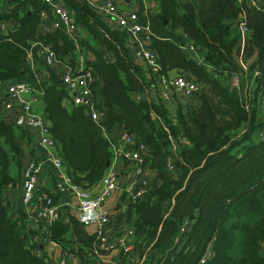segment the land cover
Returning a JSON list of instances; mask_svg holds the SVG:
<instances>
[{"label":"trees","instance_id":"1","mask_svg":"<svg viewBox=\"0 0 264 264\" xmlns=\"http://www.w3.org/2000/svg\"><path fill=\"white\" fill-rule=\"evenodd\" d=\"M60 1L87 35L79 37L78 45L60 29L36 36L47 11L41 0H0V25L13 26L6 33L0 30V84L24 81L42 93L58 155L76 187L95 188L110 168L114 155L105 134L114 140L129 132L139 143L135 148H146L144 171L156 176H146L147 192L137 200L123 195L111 217L134 229L132 250L119 259L129 264L137 259L143 264H264V140L259 133L264 130V0L260 8L239 0H115L118 6L137 5L159 72L138 65L128 31L107 15L85 0ZM145 1L158 9L153 4L155 11L148 12ZM242 13L251 31L243 47L240 33L230 27ZM183 34L202 48L204 63L184 52ZM34 39L74 64L81 47L93 56L86 68L94 78L97 107L105 112L102 125L83 107H67L63 79L53 69L45 82L38 81L28 66ZM104 52L115 60L108 61ZM241 52L250 72L260 74L250 90L244 84L230 90V79L242 70ZM173 70L203 86L187 112L180 105L174 114L153 95L161 76ZM17 132L18 126L0 116V264H50L46 254L39 257L28 244L25 207L10 213L3 206L4 190L17 183L11 168L21 164ZM39 194L61 201L52 192ZM61 212L44 236L76 255L77 264H104L107 252L97 236L88 233L67 204Z\"/></svg>","mask_w":264,"mask_h":264},{"label":"built area","instance_id":"2","mask_svg":"<svg viewBox=\"0 0 264 264\" xmlns=\"http://www.w3.org/2000/svg\"><path fill=\"white\" fill-rule=\"evenodd\" d=\"M47 5V10L52 12L54 16L53 26L56 29L65 31L70 39L78 45L79 37L81 36V29L77 25L74 14L71 10L63 4L60 0H41ZM99 13L107 15L113 24L125 28L130 36L131 42L135 45L133 49V56L135 59H141L145 62L148 69L153 71H160V63L157 55L149 47L143 43L141 36L144 31L150 40V33L148 28L142 25L139 21L138 13L135 11H127V5H121L125 10H121L115 0H85ZM247 1L253 7L260 8L261 0H239V2ZM129 5V4H128ZM146 10L150 13L154 12L151 5L144 2ZM46 11L42 12V15ZM246 14L242 13L235 22L230 24L231 30L237 31L241 35V47L246 43L247 38L251 34L246 22ZM4 27V25L2 26ZM183 42L181 47L184 52L196 57L199 63H204L203 52L200 46L195 45L194 41L190 40L186 34H183ZM36 46H40L37 51L39 55H45L48 58V63L52 64L60 61L51 45H46L41 41L36 42ZM242 52L237 56L238 63L242 70L235 73L228 84L230 90H240L244 88L250 90L255 84L256 77L260 74L258 69L250 72L247 61L243 60ZM63 83L68 93V100L74 105L83 107L91 118L102 125L105 112L97 107L94 93L92 89V82L94 81L92 72L84 66L70 69L63 74ZM162 86V93L160 98L165 102L171 99L170 91L175 89L182 93L187 99H192L195 95L202 91V84L196 79H187L184 74L171 77L169 75H162L160 78ZM1 85V84H0ZM10 96L17 100L21 108L13 115L14 124L24 128H35L38 130V147L44 152L46 163H48L56 171V193L63 197L65 195L74 196L77 200L76 217L85 226H95V235L101 242V248L105 251L114 249H121L126 254L131 251L132 246L130 241L134 235V229L130 226L126 233L117 239L109 240L106 233V226L112 222V214L104 208V204L111 197L121 194L126 195L129 201H135L142 197L149 185V180L145 175L143 163L145 160L144 152L146 148L140 144L138 145L135 137L129 132H124L118 138L112 140L107 137L112 144L113 159H127L132 162V175L136 177V183H128L124 185L121 182L120 174L115 169V160H113L110 168L106 172L102 181L98 186L91 190H85L76 187L72 184L70 178L66 173V167L63 159L58 155L57 144L51 134L49 123L46 119L37 113L35 104L41 100L42 93L35 90L28 83L21 81L8 85ZM139 99V97H136ZM0 103L6 108L10 109V103L6 102L0 97ZM2 116V115H1ZM261 140H264V131L260 134ZM117 163V162H116ZM169 168L172 170V161L169 160ZM43 171V164L40 161H31L28 164L27 171L23 179L22 188V203L29 214L28 231L30 237L29 246H35V253L39 257L45 254L44 248L47 243H51L56 247L59 245L50 241L44 235L48 234L49 228L60 219L61 207L63 204L55 203L51 196L45 194L42 198V205L33 212L35 206V194L41 183ZM69 203H67L68 205ZM262 254L264 255V245L262 246ZM63 259L58 264H73L77 259L76 255L64 253L62 249ZM48 261V259H47ZM143 260H136L135 263L143 264ZM104 264H129L127 261L120 259L106 260Z\"/></svg>","mask_w":264,"mask_h":264},{"label":"crops","instance_id":"3","mask_svg":"<svg viewBox=\"0 0 264 264\" xmlns=\"http://www.w3.org/2000/svg\"><path fill=\"white\" fill-rule=\"evenodd\" d=\"M102 1V0H98ZM147 4L150 5L149 1H145ZM120 3V2H119ZM64 4V3H63ZM154 6L158 9V6L156 5L155 2H153ZM153 4L151 5L152 9L155 8L153 7ZM2 5V4H1ZM4 8V6H2ZM7 11H10V8L6 6L5 8ZM127 11H130L129 9H126ZM42 16V24L39 28V31L37 32V37H43L46 36L49 33H53L55 31V28L53 26L54 22V16L52 12L46 11L44 15ZM4 25V27H2ZM12 24L7 23V24H2L0 25V30L2 32H8L12 29ZM81 35L85 36L86 34L84 33V30L81 28ZM87 37V35H86ZM143 43L149 45L150 40L147 37V33L144 31L143 35L141 36ZM41 41L40 39H34L31 42V50L28 55V66L30 69L36 73L37 79L39 82H45L48 78V69H53L55 72H57L61 77H63V74L68 71L75 69L76 67L79 66H84L86 67V61H83V56L78 55L77 59L75 60L76 63L74 64L72 61L69 62V59L71 58H65L64 60L60 59L59 56L58 59L60 61H57L55 63L49 64L48 63V58L45 55H39L37 54L40 50V46H36V42ZM44 43L43 41H41ZM46 44V43H44ZM48 45V44H46ZM129 47L131 51L133 52V49L135 48V45L131 42L129 43ZM56 53V52H55ZM104 57L108 61H114L115 56L112 53L104 52ZM57 55V53H56ZM84 55V54H82ZM81 56V57H79ZM92 56V55H91ZM89 57V59H94L93 56ZM193 58H196L193 55ZM137 61L138 65L143 66L147 69V66L145 62L141 59H135ZM252 62V61H251ZM183 75V72H179L178 70H173L168 73L169 76L174 77L176 75ZM147 77L149 78V75L146 74ZM187 79H195L193 76L189 75L186 77ZM8 85L9 83L0 85V97L1 99H4L6 102L10 103L11 107L10 109H6L1 103H0V116L7 120L9 123H14L13 119V114L18 111L21 106L19 102L15 99H13L8 91ZM153 95L155 97H160L162 93V86L160 81L158 82V87L153 88ZM171 94V99L168 101V107L173 111L175 114L178 107L182 105L183 111L187 112V110L190 108L191 101L190 99H187L182 93L175 89H171L170 91ZM67 107H72L71 101L67 100L66 102ZM35 110L37 111L38 114L43 116L45 118V103L40 100L35 104ZM264 112V109H263ZM17 142L19 143L20 147L22 148L20 158H21V164L20 165H14L11 168V173L13 176H15L17 183L14 185L8 186L2 195V202L3 206L5 209L8 210L10 213H16L20 209H23V203H22V188H23V179L25 176V173L27 171L28 164L31 161H40L43 164V171H42V177H41V183L40 186L38 187V190L36 191L35 194V206L33 207V212L36 211L41 205L42 201L40 197L39 192L42 190V192H52L53 194L59 196L56 194V171L48 164L46 163V157L44 152L38 147L37 141H38V130L35 128H24L18 126V132H17ZM173 150L176 151L177 147L173 145ZM115 160V169L117 172L120 174V179L121 182L126 185L128 183H136L137 179L132 175V162H130L127 159H119L116 161ZM117 162V163H116ZM145 175L150 177V179H153L156 176V173L153 171H146ZM118 197L113 196L110 199L107 200V202L104 204V208L108 210L111 214L116 215V208L118 205L122 202V195L117 194ZM60 197V196H59ZM60 199L63 200V205L68 204L69 208H71L72 212L76 215L77 213V203L78 200L74 196H67L65 195L64 198L60 197ZM69 201V202H68ZM25 209V208H24ZM23 209V210H24ZM129 224L126 222H119L117 220H113L106 226V233L108 235V238L110 241L122 237L125 233L126 230L129 228ZM86 230L88 231L89 234L95 235L96 227L95 226H86ZM45 254L48 257V262L50 264H58L62 259V248L56 247L51 243H47L44 248ZM107 253L104 256L103 261L105 262L106 260H111V259H119L121 258L122 251L121 249H114L111 251H106ZM103 262V263H104ZM78 260L76 259L73 264H77Z\"/></svg>","mask_w":264,"mask_h":264},{"label":"rangeland","instance_id":"4","mask_svg":"<svg viewBox=\"0 0 264 264\" xmlns=\"http://www.w3.org/2000/svg\"><path fill=\"white\" fill-rule=\"evenodd\" d=\"M153 3L152 2H150V5H152ZM122 4H120V6H121ZM127 7V9H129L130 10V12L131 11H137L138 10V7H137V5L135 6L134 5V3L133 4H131V5H127L126 6ZM120 9L121 10H125L124 8H123V6H121L120 7ZM42 15V14H41ZM80 51H81V53H77V54H81V56H83V60H82V62L83 61H86L87 62V60L89 59V57L91 56L90 54H88L86 51H84L83 49H82V47H81V49H80ZM82 54H84V55H82ZM81 56H79V57H81ZM92 57V56H91ZM71 60H72V58L71 59H69V62H71ZM192 104H190V106H191ZM264 109V108H263ZM260 117H263L262 116V114L260 113ZM263 119H264V117H263ZM262 131H264V130H262ZM260 134H261V131L259 132ZM116 197H118V195H116ZM70 211L72 212V210H71V208H70ZM73 213V212H72ZM74 214V213H73ZM75 215V214H74ZM113 215V214H112ZM114 216V215H113Z\"/></svg>","mask_w":264,"mask_h":264},{"label":"water","instance_id":"5","mask_svg":"<svg viewBox=\"0 0 264 264\" xmlns=\"http://www.w3.org/2000/svg\"><path fill=\"white\" fill-rule=\"evenodd\" d=\"M184 76L187 77V76H188V73H184ZM63 200H64V199H61V201H60L61 204H64V203H63ZM4 209H5V208H4Z\"/></svg>","mask_w":264,"mask_h":264}]
</instances>
